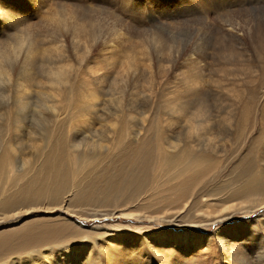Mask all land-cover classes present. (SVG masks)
<instances>
[{
	"label": "rangeland",
	"instance_id": "1",
	"mask_svg": "<svg viewBox=\"0 0 264 264\" xmlns=\"http://www.w3.org/2000/svg\"><path fill=\"white\" fill-rule=\"evenodd\" d=\"M0 54V70L12 74L8 80L0 74V135L14 170L44 154L32 112L55 105L57 79L76 78L73 98L81 82L95 88L100 121L80 120L75 128L61 114L59 132L70 151L95 153L94 142H112L115 129L155 125L169 129L172 145L215 164L199 178L201 193L164 223L61 199L0 212V236L18 227L50 234L0 264H229L228 252L233 264H264V206L229 203L231 193L222 192L240 179L241 161L253 158L264 175V0H0ZM178 233L208 243L196 253L167 251V236Z\"/></svg>",
	"mask_w": 264,
	"mask_h": 264
},
{
	"label": "bare ground",
	"instance_id": "2",
	"mask_svg": "<svg viewBox=\"0 0 264 264\" xmlns=\"http://www.w3.org/2000/svg\"><path fill=\"white\" fill-rule=\"evenodd\" d=\"M43 55L41 54L40 56ZM2 58L4 57L2 56ZM49 70L50 69H48V71ZM60 72H62V69ZM63 73L66 75L67 72ZM0 74L5 80H8V77L12 75L4 66L1 68ZM52 75L54 77V73ZM57 80L59 83L57 84L58 86L56 85L57 88L55 89V97L57 98L53 99L55 105H52L53 107L51 109L49 108L46 110V113L40 110L32 112L33 118L36 120L35 125L39 126L36 133L34 130L33 131L37 135V140L44 144V154L40 156V159L38 158V161L35 159L33 163L31 162L30 165H26V169L23 171L14 170L12 164L14 159L11 161V154L8 156L7 153L11 148L7 147V139L4 140L3 137L4 135L6 136V134L0 135V142H2V144H0V212L7 213L17 210V208L20 207L35 206L42 202L56 204L61 199L62 203L83 207L97 206L101 208L106 206V208H122L123 211L128 212L135 211L137 214H146L145 216H147V219L160 223H164L170 216L177 217L176 213L185 209V204L188 200L191 197H195L196 194L200 192L197 187L200 183L199 178H205L207 174L213 170L215 165L213 164V158L200 151L192 152L191 148L185 146L178 147L172 145L170 138L166 135L169 129L159 127L158 130H155V125L152 129L151 127L146 129L140 126L138 131L133 133H130L127 129L128 127L125 126L124 128H120L119 131L115 129L116 132L114 134L116 136L113 137L114 139H112V142L111 140L106 141L105 139L94 142L98 148V151L95 153H92L93 151L90 154L88 152L84 153L83 150L82 152L70 151L69 147L67 148L65 145V143L67 144L69 141H67L64 133L59 132V128H62L64 120L73 126L77 125L80 120H83L89 126L91 124L93 125L94 120L100 121V117L95 113L97 112L95 111V100L97 95H95V88L88 87V83L85 86V83L81 82L83 85L80 86V96L79 98H73L75 95L74 91L78 85H75L77 78L75 81L74 79L73 81L63 79ZM10 84L11 83H9V87L11 86ZM99 85L100 84H98V86ZM14 86L17 88L16 85H13V91L16 90ZM97 90H99V88ZM19 94L18 96L23 95ZM56 110H60L62 113ZM63 113H66L67 119L65 117L64 120L61 121L59 116ZM116 119L114 123L118 126L121 122ZM87 125H85V127ZM70 127L71 126H69V128ZM94 127L95 126H93L92 129ZM166 127L170 128V125ZM82 129L84 128L82 127ZM90 129L85 131L90 133ZM123 131L124 134L122 135ZM152 132L154 135L150 136ZM130 135H133L134 139H127ZM32 137L33 136H31V138ZM85 141H87V137H85ZM103 141L108 143V146L110 145L109 148L100 145L101 142L104 143ZM82 142L83 141H81V144ZM245 162V164L243 161L240 163L239 168L242 169L239 175L240 179L236 183L228 184V187H226V185L222 188V192L224 191L223 195H226L225 193H231V197H228L229 203L237 202L238 205L244 204L250 206L259 201L258 205L263 207L264 175H258V171L261 167H259L258 162L253 158H250V160L247 159ZM214 203L216 206L219 204V202L216 201H214ZM108 209L111 210L112 208ZM122 210L121 212H123ZM160 215L165 216L159 218ZM49 237L50 234L47 232L34 231V228L31 227H18L15 230L5 232L4 235L0 236V259L5 255L16 253V251L26 249L31 245L33 246L37 244L38 241L47 240ZM166 241L168 243V250H165L169 251L173 250L174 247H179L181 251L186 254L190 251L196 253V251H200L201 248L208 243L205 241V244L202 245L203 240L200 235L196 233H178L177 235H170L169 237L167 236ZM151 252L153 253L154 251ZM224 255H227L226 259H228L229 264H233L232 254L228 252ZM46 258H48V256ZM136 259L138 258L136 257Z\"/></svg>",
	"mask_w": 264,
	"mask_h": 264
}]
</instances>
